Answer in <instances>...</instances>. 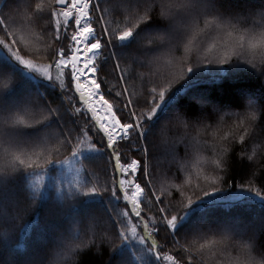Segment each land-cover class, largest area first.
Segmentation results:
<instances>
[{
  "label": "snow or ice",
  "instance_id": "6c2138e0",
  "mask_svg": "<svg viewBox=\"0 0 264 264\" xmlns=\"http://www.w3.org/2000/svg\"><path fill=\"white\" fill-rule=\"evenodd\" d=\"M261 154L264 0H0V264H264Z\"/></svg>",
  "mask_w": 264,
  "mask_h": 264
},
{
  "label": "trees",
  "instance_id": "16d2710c",
  "mask_svg": "<svg viewBox=\"0 0 264 264\" xmlns=\"http://www.w3.org/2000/svg\"><path fill=\"white\" fill-rule=\"evenodd\" d=\"M17 2H19V0H17ZM113 83H115L114 80H113ZM244 83H247V81H245ZM257 159L258 161L262 162L257 168L259 175H258V179L256 183L260 184V183H264V154L259 155ZM104 166H105L104 162L101 161L99 165L94 166V167H96V169L99 170V169H102ZM243 175H244V170H241L237 165L234 164L233 170L227 176V180L235 184L236 182H239L241 180ZM69 179H71V177H69ZM81 179H83V177ZM248 210L249 211L252 210L250 206ZM44 219L45 217L43 214L38 215L36 217V221H34L33 226L34 227L38 226L37 222L42 224L44 222ZM75 233H76V229L73 228L71 235L74 236ZM101 253L102 254L100 255H96L95 250H93L92 254L83 256L81 258L82 264H108L109 258L112 255L111 248H109L107 244L101 245Z\"/></svg>",
  "mask_w": 264,
  "mask_h": 264
}]
</instances>
